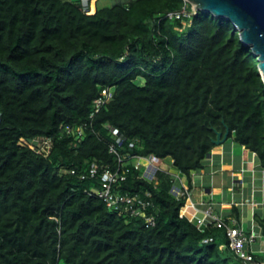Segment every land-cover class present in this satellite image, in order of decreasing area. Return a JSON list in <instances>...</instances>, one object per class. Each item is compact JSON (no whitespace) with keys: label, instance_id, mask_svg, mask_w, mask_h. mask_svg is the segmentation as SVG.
<instances>
[{"label":"trees","instance_id":"trees-1","mask_svg":"<svg viewBox=\"0 0 264 264\" xmlns=\"http://www.w3.org/2000/svg\"><path fill=\"white\" fill-rule=\"evenodd\" d=\"M98 2L0 0V264H246L224 227L183 214L178 179L164 169L148 179L134 160H169L192 190L228 124V140L264 167L258 55L226 17L167 15L192 11L188 0ZM40 137L49 151L31 146ZM119 156L123 192L150 191L155 224L95 191L92 164L116 169Z\"/></svg>","mask_w":264,"mask_h":264},{"label":"built area","instance_id":"built-area-1","mask_svg":"<svg viewBox=\"0 0 264 264\" xmlns=\"http://www.w3.org/2000/svg\"><path fill=\"white\" fill-rule=\"evenodd\" d=\"M86 1V0H85ZM194 10V9H193ZM193 10L189 11L186 8L177 11H170L167 15L173 17H180L181 15H190L193 14ZM103 93L107 98L99 97L96 99L97 109L102 105L105 100H109L112 96L111 88H105ZM118 132V131H117ZM116 132V133H117ZM78 136L83 135V129L79 128L77 132ZM51 139L49 137H40L34 140L31 146L37 150L49 151L51 146ZM111 151L117 152L116 146H111ZM158 156L154 154L150 155H138L134 160L135 168L143 169L144 177L148 179H153L158 169H164L175 179L179 180L178 190L175 193L180 197H186L187 202L183 208V214L186 215L192 222H195L199 227L206 226L209 223H214L219 227H224L227 231V236L230 238V245L237 257L241 258L246 262V264H256L253 262V251L256 250V240L259 237L258 234L254 231H248L244 226L239 222L235 216L229 218L225 217L223 214L215 211L214 206L211 203L208 205L202 206L194 200H192V190L189 189L187 182L183 179L182 174L178 169H176L170 163V166L163 168L158 163L162 162ZM128 161L119 156V164L116 169H112L110 166H106L102 170L99 169V164L94 162L90 168V174L92 176L100 175L102 177V188L95 189V191L104 198L108 205L116 210H119L123 213L129 214L131 217H144L146 218L148 224H155L156 215L152 212H149V208L152 205V200L150 199L152 193L150 191H145L144 195L140 192H123L121 188V181L126 179ZM242 181V179H241ZM241 181H237L240 183ZM234 189V186L233 188ZM204 205V206H203ZM212 239L206 238V240ZM264 244V238L262 239Z\"/></svg>","mask_w":264,"mask_h":264},{"label":"crops","instance_id":"crops-1","mask_svg":"<svg viewBox=\"0 0 264 264\" xmlns=\"http://www.w3.org/2000/svg\"><path fill=\"white\" fill-rule=\"evenodd\" d=\"M192 184L194 202L200 207L211 203L225 217L235 216L246 230L258 234L255 246L264 249L255 218L256 213L264 214V167L257 153L227 140L213 149L203 168L193 171ZM233 206L238 215L231 212Z\"/></svg>","mask_w":264,"mask_h":264},{"label":"water","instance_id":"water-1","mask_svg":"<svg viewBox=\"0 0 264 264\" xmlns=\"http://www.w3.org/2000/svg\"><path fill=\"white\" fill-rule=\"evenodd\" d=\"M194 3L193 14L200 10L212 12L218 17L230 19L240 30L242 40L252 47L259 58V66L264 76V0H188ZM225 122V120H224ZM213 141L219 145L228 140L230 127L226 131L215 129Z\"/></svg>","mask_w":264,"mask_h":264},{"label":"rangeland","instance_id":"rangeland-1","mask_svg":"<svg viewBox=\"0 0 264 264\" xmlns=\"http://www.w3.org/2000/svg\"><path fill=\"white\" fill-rule=\"evenodd\" d=\"M114 0H99V5L100 6H104V5H110L112 4ZM192 6L195 7L196 5L194 3H192ZM222 144H219L218 146H220ZM158 165H160L163 168H167L169 167V160H163L162 162L158 163ZM195 195V192H194Z\"/></svg>","mask_w":264,"mask_h":264},{"label":"clouds","instance_id":"clouds-1","mask_svg":"<svg viewBox=\"0 0 264 264\" xmlns=\"http://www.w3.org/2000/svg\"><path fill=\"white\" fill-rule=\"evenodd\" d=\"M82 2H83V5H86V4H88L89 0H86V1L85 0H82Z\"/></svg>","mask_w":264,"mask_h":264}]
</instances>
